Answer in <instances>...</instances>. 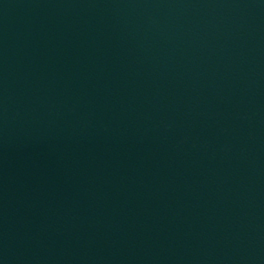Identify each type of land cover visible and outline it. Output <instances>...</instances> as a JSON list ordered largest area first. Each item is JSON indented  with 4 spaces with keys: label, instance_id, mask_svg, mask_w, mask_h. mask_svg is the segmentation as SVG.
Wrapping results in <instances>:
<instances>
[{
    "label": "water",
    "instance_id": "obj_1",
    "mask_svg": "<svg viewBox=\"0 0 264 264\" xmlns=\"http://www.w3.org/2000/svg\"><path fill=\"white\" fill-rule=\"evenodd\" d=\"M0 264H264V0H0Z\"/></svg>",
    "mask_w": 264,
    "mask_h": 264
}]
</instances>
